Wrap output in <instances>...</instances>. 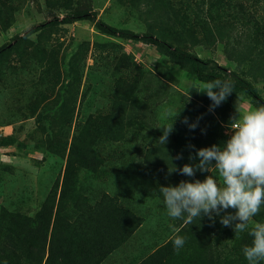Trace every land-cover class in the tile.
<instances>
[{"label":"rangeland","instance_id":"374dc122","mask_svg":"<svg viewBox=\"0 0 264 264\" xmlns=\"http://www.w3.org/2000/svg\"><path fill=\"white\" fill-rule=\"evenodd\" d=\"M50 1L56 4L52 10L48 0H0V10L6 8L9 12L0 13V47L32 26L53 16L63 18L72 8L84 7L95 11L107 24L140 34L155 31L172 40L184 31L188 35L176 45L230 66L220 45L209 47L193 42L203 32L214 5L222 0ZM224 1L233 8L231 15L237 23L250 21L264 28V0ZM122 55L133 57L143 70L144 85L140 89L144 93L138 97L141 104H147L145 109L126 107L116 97V80L124 74L117 64ZM241 69L248 74L247 67ZM253 82L264 96L261 74ZM203 83L155 47L107 37L86 22L44 29L4 56L0 60V250L6 239L4 218L9 213L36 218L55 182L63 178L70 149L80 140L85 123L87 128L92 120L104 117L105 123L98 121L103 128L98 143L88 146L85 168L79 170L78 195L94 200L108 193L142 222L104 264H140L172 242L176 233L186 242L172 264L198 262L201 240L188 234L189 223L167 215L159 188L177 185L181 180H203L209 173L198 171L195 177L175 174L167 169L170 162L149 164L145 155L151 149L166 148L182 154L180 167L198 163L189 160L196 149L222 145L228 139L225 133L238 96L245 108L255 106L245 96L232 93L222 103L227 121H221L202 103L201 98H208L206 94L197 92L195 96ZM185 117L190 123L200 118L199 126L189 130L183 123ZM215 119L222 125L213 122ZM108 120L113 121L110 124ZM173 122L167 143H158L162 127H171ZM4 142L10 145L4 147ZM189 145H195V149ZM263 213L264 208L257 216ZM74 216L71 208L64 218ZM205 218L211 225L213 255L221 257L225 264H249L242 251L252 242L248 232L235 237L232 227L221 224L220 216Z\"/></svg>","mask_w":264,"mask_h":264},{"label":"trees","instance_id":"16d2710c","mask_svg":"<svg viewBox=\"0 0 264 264\" xmlns=\"http://www.w3.org/2000/svg\"><path fill=\"white\" fill-rule=\"evenodd\" d=\"M139 2L136 4L138 5ZM222 2L214 5L208 22L206 21L203 26V32L196 38L197 40L192 41L198 43L197 45L209 47L220 45L225 51L229 67L214 59H204L176 45L188 35L184 31L181 36H176L172 40L155 31L140 34L107 24L98 18L95 11L84 7L72 8L63 18L53 16L47 22L32 26L24 35L16 36L11 43L0 47V60L26 39L44 29L86 22L107 37L155 47L173 63L188 68L199 81L229 80L233 83V93L245 96L253 105L258 106L264 103V96L253 81L257 82L259 74L264 81V28L259 23L253 26L250 21L244 24L237 23L231 15L233 8L227 6L224 0ZM47 4L51 10L56 5L50 0ZM0 11L4 15L9 13L6 8ZM0 19H2L1 16ZM240 26L244 30L239 28ZM174 31L176 32L175 28ZM117 64L124 74L116 80V97L122 105L126 104V107L145 109L147 104H141V98L138 97L144 93V89H140L144 85L142 68L133 57L127 55L120 56ZM233 67L237 69L234 70ZM246 67L251 80L241 69ZM164 78L168 79L166 76ZM155 96L157 98V93ZM195 96L198 97L197 92ZM201 101L209 109L212 101L209 98H201ZM224 109V104H221L212 113L226 122L227 116L223 112ZM103 120L104 123L107 121L104 117H97L92 120L93 123H89L87 128L88 122L85 123L81 141H75L70 149L63 178L55 182L49 199L36 218L31 219L25 215L12 213L4 218L6 239L0 250L2 257L0 261H4V264L20 262L24 264H104L105 260L127 243L141 226V219L129 210H125L118 198L108 193L94 200L78 195L79 170L85 165L88 156L86 152L90 151L88 148L98 143V136L103 132L98 121ZM112 121L108 120L110 124ZM213 122H218V126L222 125L216 119ZM1 145L6 147L10 143L4 142ZM178 155L180 153L176 150L160 148L151 149L148 153L146 152L145 157L149 164L164 165L170 162L171 165L167 166V169L179 174L178 169L182 168L180 167L182 160L177 159ZM71 208L74 210V218H64L66 211ZM263 218V215L257 216V221L264 222ZM186 230L189 235H195L201 240L198 262L193 264H225L221 257L213 255L211 225L205 216L193 220ZM176 253L173 243L170 242L157 249L140 264H172Z\"/></svg>","mask_w":264,"mask_h":264},{"label":"clouds","instance_id":"9594fccd","mask_svg":"<svg viewBox=\"0 0 264 264\" xmlns=\"http://www.w3.org/2000/svg\"><path fill=\"white\" fill-rule=\"evenodd\" d=\"M196 92L207 95L212 101L209 111L213 112L233 93V83L215 79L204 82ZM234 107L235 114L225 133L228 139L222 145L196 149L189 160H198V163L184 164L178 169L179 174L188 177H195L198 171L209 175L203 180H181L177 185H162L159 193L167 215L173 220L190 224L196 218L208 216L211 219L215 214L220 216L223 226L233 228L235 237L247 231L252 242L242 249L243 254L249 264H260L264 261V222L254 218L264 208V103L247 109L238 96ZM199 119L190 123L185 117L183 123L194 131L199 126ZM173 126L174 122L171 127H162L163 135L158 143H167ZM202 132L206 134V129ZM189 147L195 149V145ZM182 158V154L177 157ZM229 209L235 210L234 213ZM222 212L225 214L221 215ZM185 242V237L174 234L172 243L177 253Z\"/></svg>","mask_w":264,"mask_h":264}]
</instances>
